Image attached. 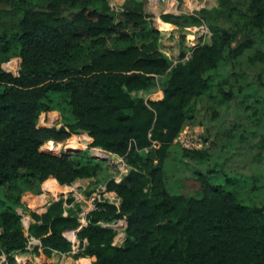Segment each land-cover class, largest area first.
I'll list each match as a JSON object with an SVG mask.
<instances>
[{"label":"trees","instance_id":"trees-1","mask_svg":"<svg viewBox=\"0 0 264 264\" xmlns=\"http://www.w3.org/2000/svg\"><path fill=\"white\" fill-rule=\"evenodd\" d=\"M3 1L14 15L6 20L0 9V255L16 264L14 254L28 251V234L40 240L32 251L43 264H53L54 250H70L64 231L80 224V202L61 193L38 212L22 195L41 192L42 182L88 177L119 197L96 199L76 230L86 238L80 253L92 264H264V195L241 199L204 172L195 175L200 195L173 192L164 168L176 135L213 99V118L221 104L233 115L217 140L233 150L257 148L249 156L259 163L250 174L251 191L264 179V0L161 12V20L180 29L204 20L212 30L182 59L184 45L176 61L159 47L160 28L146 25L143 0H124L119 8L109 0ZM110 35L126 44L107 47ZM84 42L93 56L78 68L67 66ZM15 56L20 70L5 69L2 62ZM158 89L161 96L152 98ZM52 109L60 124H40V114ZM77 128L88 131L89 146L124 156L128 171L116 179L106 159L88 147L42 148ZM205 147H181V153L202 158L210 153ZM232 170L227 179L239 185L244 172ZM18 207L32 218L27 229ZM121 217L124 238L115 243L117 229L103 222Z\"/></svg>","mask_w":264,"mask_h":264},{"label":"rangeland","instance_id":"rangeland-1","mask_svg":"<svg viewBox=\"0 0 264 264\" xmlns=\"http://www.w3.org/2000/svg\"><path fill=\"white\" fill-rule=\"evenodd\" d=\"M124 0H109V3L115 8L121 7V4ZM144 1V9L150 15L145 17L146 25L153 24L160 28L161 36L159 37L160 45L159 47L164 50L170 57L174 59H178L179 53L182 50L183 46L186 45L185 51L187 47V36L184 29H180L175 24H171L169 26H164L168 24L167 22H160L161 17L160 13L164 11H171V12H184L191 10L186 3V0H165L158 2L154 5H149L147 0ZM197 4L199 7L201 6H213L216 4V0H197ZM176 5V6H175ZM185 6V7H184ZM10 5L3 0H0V9L1 15L6 20H12V16L14 15L12 11H10ZM158 21V22H157ZM164 24V25H163ZM170 24V23H169ZM180 35L184 36V39L181 38ZM184 40V41H183ZM136 42L140 44H144L146 40L142 38H137ZM126 43H122L114 38V36L110 35L107 39V47H122ZM94 52L86 47V42L77 49H75L70 56L69 60L67 61V66L72 68H78L82 63L89 60L93 56ZM2 66L5 69L12 70L14 72H18L20 70V58L18 56L12 57L7 61L2 62ZM150 96H154L153 93ZM210 103H214L212 101L203 102V106H199L200 109L198 110L195 120L192 123L193 127H196L197 130L200 132H205V129H208L210 138V144L205 147L207 151L210 153L202 158L195 157L191 158L185 156L181 153V147L177 143H172L170 145L171 153L165 160V172L167 174V187L170 191L173 192H183L186 194H195L200 195V184L198 179L195 175H198L200 172H204L208 175V178L212 182H220L223 183L227 188H235L238 192V195L241 199L243 197L248 196L250 193L253 195L255 199V192L258 196L264 195V179L262 176L253 184L254 186L251 191V173L256 172V164H259L256 160L253 163L249 162L250 153L256 151L257 148H244L238 147V149L233 150L232 147L225 148L222 146L221 139L217 140L218 138H222L223 132L221 128L223 125H231V112L224 109L225 104H221L220 109L221 113L218 115V118H213L210 115V111L212 106ZM210 106V107H208ZM232 109V104L229 105V110ZM201 121V122H200ZM39 123L40 124H60V115L56 110H48L47 112H42L39 116ZM221 127V128H220ZM218 128L220 132H217ZM214 138V140H213ZM212 139V142H211ZM215 140L216 143H215ZM229 140L228 137L224 139ZM91 141V137L88 135V132L84 129H76L72 132V134L65 140L60 142L45 141L42 144V148L51 150L54 152L60 151L61 149H68V148H89V152L91 154H98L99 157H104L107 163L110 165V171L112 175L117 172L118 162L112 157L106 150H103L99 146H89V142ZM234 141V139H233ZM222 146V147H221ZM234 148V147H233ZM257 162V163H256ZM256 163V164H255ZM105 164V163H104ZM238 168L239 171L244 172V177L239 182V185L236 183H232L230 180L227 179V176L232 174V169ZM48 182V181H47ZM45 183L47 187L48 183ZM52 183L49 185L50 189L47 192V197L50 198L52 196H58L61 193L69 194H76L79 196L82 206L89 207L90 206V197L93 195V190H96V187L99 184H103L101 182H95L94 178H78L77 180L73 181L71 184H60L55 181H51ZM43 185V182H42ZM247 190V191H246ZM251 191V192H250ZM64 195V196H66ZM31 203L38 202L37 198L32 201ZM43 203L42 200L40 204ZM28 206L34 210H41V205H29ZM19 212L22 214V219L24 224H28L30 221V214L28 211L22 210L20 207L17 208ZM125 224V218L121 217L118 218L114 225L117 229V233L115 235V242L120 243L124 238L123 235V228ZM18 259L21 263L25 264V260L20 257ZM27 259V258H26Z\"/></svg>","mask_w":264,"mask_h":264},{"label":"built area","instance_id":"built-area-1","mask_svg":"<svg viewBox=\"0 0 264 264\" xmlns=\"http://www.w3.org/2000/svg\"><path fill=\"white\" fill-rule=\"evenodd\" d=\"M161 1H165V0H147L149 5H154V4H156L158 2H161ZM186 3L188 4V2H186ZM188 7H190V9H191L189 11H193V10L197 9V7L194 9L189 4H188ZM185 29H186L185 30L186 36L188 37L187 38V47L188 48L184 52V55H183L182 59L187 58L191 54V49L197 42H203V41L208 40L210 38L211 34H212L211 28L209 27V25L204 20H201L197 24L186 25ZM176 60H177V58L174 59V61H176ZM174 140L180 145V147L186 148V149L203 148V147L207 146L208 143H209V139L205 138L203 136L202 132L197 130V128H195L193 126H189V125L183 127L180 130V132L176 135ZM152 145H156V141L154 139L152 140ZM106 151L112 157H114V159L118 162V166H117L118 170L113 176L116 179H120L121 176L128 171V169L130 168V164L127 163V161H126L124 156L118 155V154L110 152L108 150H106ZM92 193H93V195L90 197L91 201L89 203L90 206L89 207H83L81 205V209L78 211V216H79V221H80V224L78 225V227H81L82 225L86 224L87 218L85 217V214H86L87 208H89V210L91 208H94L96 199H101V198H105L106 197L109 200L115 201V202H118V200H119V197L113 191H109V190L105 189V185L104 184H99L96 187V190L95 191L93 190ZM116 220H113L111 222H103V223H108L110 225H114V222ZM22 221H23V219H22ZM23 224H24V222H23ZM28 224H29V222H28ZM28 224H24L25 229H27ZM27 234H28V232H27ZM85 243H86V238L85 237L82 238V239H80L78 237L75 241H71L70 250H68V251H57V250H54L51 255L54 256L55 253H58L59 257H58V261L54 262L53 264H68V263H66V256L68 254H70V255H74L76 253L79 254L81 252L82 248L84 247ZM35 244L40 245V240L37 237H35V236L31 235V234H28V242H27L28 251H32V248H33V246ZM17 253H21V252H17ZM80 254H82V253H80ZM15 255H16V253L14 254V256ZM34 255H35V252H33V255H31L32 258H31V260H29V263L30 264H41L40 258L37 257V256H34ZM82 255H85V254H82ZM33 256H34V258H33ZM35 258H37L38 261H36ZM59 258H61L62 260L59 259ZM0 264H9L7 262L5 253H2L0 255ZM75 264H92V262L75 263Z\"/></svg>","mask_w":264,"mask_h":264},{"label":"crops","instance_id":"crops-1","mask_svg":"<svg viewBox=\"0 0 264 264\" xmlns=\"http://www.w3.org/2000/svg\"><path fill=\"white\" fill-rule=\"evenodd\" d=\"M187 2H188V4L191 6V7H193L194 9L197 7H199V4H197V0H186ZM165 12V11H164ZM162 19V18H161ZM166 21V20H165ZM167 22H170V21H167ZM171 24H174V23H172V22H170ZM153 94H154V96H152V98H157V97H159V96H161V90L160 89H158V90H156V91H154V92H152ZM52 110H55V109H52ZM57 111V110H56ZM196 128V127H195ZM103 150H105V149H103ZM82 178H88V177H82ZM51 180V179H50ZM57 181V180H56ZM58 182V181H57ZM52 182H50V184H51ZM59 183V182H58ZM50 184H48L47 185V187L43 184L42 185V188H43V190L41 191V192H39V193H32V192H29V191H27V192H25L23 195H22V200L28 205H41V210H39L38 212H41V211H43V210H45V208H46V205H47V203L49 202V200L51 199V198H56V196H52V197H50V198H48L47 197V192H48V190L50 189V187H49V185ZM49 188V189H48ZM63 195H66V193H64ZM73 196H74V198H75V200H77V201H79L80 202V205H82V203H81V200H80V198H79V196H77L76 194H72ZM37 198V200H38V202H36V203H34V202H32L31 203V201L30 200H32V201H34L35 199ZM41 200H42V202L43 203H41L40 204V202H41ZM89 210V208H87V211ZM37 211V210H36ZM87 211H86V213H87ZM29 214V213H28ZM85 217H86V214H85ZM32 220V218H31V216H30V221ZM29 221V222H30ZM125 225V224H124ZM113 227H115L114 225H112ZM79 227H77V228H72V229H67V230H65L64 231V234L71 240V241H75L78 237H77V234H76V230L78 229ZM116 228V227H115ZM123 235H124V232H123ZM113 242H115V238H114V241ZM115 243H117V242H115ZM121 243V242H120ZM31 255H33V252L32 251H24V252H21V253H16V255H15V258H16V264H20L21 262L18 260V259H20L19 258V256L22 258V257H25V258H23L24 260H25V264H30L29 263V260H31V258H32V256ZM34 256H37V257H39L40 258V261H41V264H43V262H42V258L39 256V255H37L36 253H35V255ZM34 256H33V258H34ZM58 257H59V254L58 253H55V255L53 256V255H51V257H49V260L51 261V263H54V262H56V261H58ZM27 258V259H26ZM59 259H61V258H59ZM35 260L36 261H38V259L37 258H35ZM62 260V259H61ZM86 262H91V258L89 257V256H87V255H82V254H78L77 256L74 254V255H70V254H68L67 256H66V263H68V264H75V263H86Z\"/></svg>","mask_w":264,"mask_h":264},{"label":"bare ground","instance_id":"bare-ground-1","mask_svg":"<svg viewBox=\"0 0 264 264\" xmlns=\"http://www.w3.org/2000/svg\"><path fill=\"white\" fill-rule=\"evenodd\" d=\"M158 22V21H157ZM160 22L162 23V22H164L163 20H160ZM166 23V22H165ZM164 25V24H163ZM169 25H171V24H166V25H164V26H169ZM169 27H171V26H169ZM57 182V181H56Z\"/></svg>","mask_w":264,"mask_h":264},{"label":"water","instance_id":"water-1","mask_svg":"<svg viewBox=\"0 0 264 264\" xmlns=\"http://www.w3.org/2000/svg\"><path fill=\"white\" fill-rule=\"evenodd\" d=\"M77 129H82V128H77ZM85 130V129H84ZM87 131V130H86ZM88 132V131H87ZM92 139V138H91ZM94 155H96V156H100V155H98V154H94Z\"/></svg>","mask_w":264,"mask_h":264}]
</instances>
